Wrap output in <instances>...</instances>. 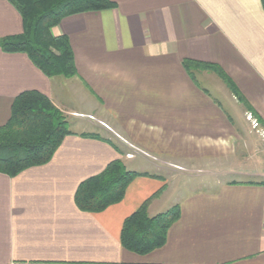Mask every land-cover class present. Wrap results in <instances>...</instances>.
I'll use <instances>...</instances> for the list:
<instances>
[{
    "label": "crops",
    "instance_id": "1",
    "mask_svg": "<svg viewBox=\"0 0 264 264\" xmlns=\"http://www.w3.org/2000/svg\"><path fill=\"white\" fill-rule=\"evenodd\" d=\"M110 1L112 10L52 29L69 40L70 79L48 78L26 55L0 49V127L31 91L73 126L45 165L0 173V264H264V146L251 113L214 73L184 67L217 66L264 119L261 0ZM21 33L18 11L0 0V40ZM210 91L229 98L233 113ZM115 160L146 176L102 212L79 210L78 185ZM179 166L217 173L219 184L186 188L188 175L163 172ZM158 192L148 215L178 206V220L161 248L125 251L124 220Z\"/></svg>",
    "mask_w": 264,
    "mask_h": 264
},
{
    "label": "trees",
    "instance_id": "2",
    "mask_svg": "<svg viewBox=\"0 0 264 264\" xmlns=\"http://www.w3.org/2000/svg\"><path fill=\"white\" fill-rule=\"evenodd\" d=\"M18 11L22 33L0 40L5 53L24 54L46 77L70 79L76 75L74 56L65 36L55 37L52 29L63 19L92 12L112 10L116 4L110 0H8ZM264 10V0H261ZM184 67L214 73L243 105L244 109L264 127L260 118L224 72L215 65L185 61ZM69 130L66 116L45 96L31 91L20 94L12 103L10 117L0 127V173L15 177L21 172L50 161ZM146 174L127 171L121 160L109 163L98 175L81 182L74 194L79 210L100 213L119 203L129 184ZM144 202L128 216L121 228L120 245L130 253L143 256L161 248L169 228L179 218L178 206L164 213L149 216L150 201Z\"/></svg>",
    "mask_w": 264,
    "mask_h": 264
},
{
    "label": "rangeland",
    "instance_id": "3",
    "mask_svg": "<svg viewBox=\"0 0 264 264\" xmlns=\"http://www.w3.org/2000/svg\"><path fill=\"white\" fill-rule=\"evenodd\" d=\"M210 95H212V97L214 99H216L220 102L222 108L224 109L223 110L224 112H227L228 114L233 113L234 108L232 107V101L229 98L227 99V98L223 97L221 94H219L218 92L215 93L214 91H210ZM238 107L239 106L237 105V109H238ZM242 110H243V108H242ZM243 111H241V114L243 113ZM244 116L246 117V115H244ZM67 121L69 123V129L72 130L73 126L71 125L69 118H67ZM247 126L249 127L248 124H247ZM260 126L263 127L261 124H260ZM198 169H200V170H198ZM173 170L176 172H180L182 174L188 175L185 177V180L181 182V184H188V186L186 188H189V189H194V188L197 189L199 187L204 188L205 186H210L211 188H213L219 184L217 181V178L219 177V175L217 173H215V175H214L213 172H210V174H212V175H208L207 173L202 171L201 168H198V167L197 168H190L188 170H184L180 166L178 169L176 167H164L163 172L168 173L169 171L172 172ZM162 174H164V173H162Z\"/></svg>",
    "mask_w": 264,
    "mask_h": 264
},
{
    "label": "built area",
    "instance_id": "4",
    "mask_svg": "<svg viewBox=\"0 0 264 264\" xmlns=\"http://www.w3.org/2000/svg\"><path fill=\"white\" fill-rule=\"evenodd\" d=\"M246 120L249 122L251 130L264 146V128L260 126L259 122L251 114H246ZM126 157L131 158L132 155H127Z\"/></svg>",
    "mask_w": 264,
    "mask_h": 264
}]
</instances>
